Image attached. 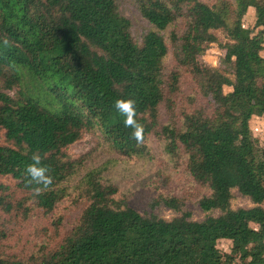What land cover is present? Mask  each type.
Listing matches in <instances>:
<instances>
[{
	"label": "trees",
	"instance_id": "1",
	"mask_svg": "<svg viewBox=\"0 0 264 264\" xmlns=\"http://www.w3.org/2000/svg\"><path fill=\"white\" fill-rule=\"evenodd\" d=\"M132 1L154 27L140 40L117 0H0L1 86L18 87L15 95L0 90V128L9 142L0 144V175H10L36 207L51 211L68 195L75 174L63 149L84 130L99 129L125 156L141 155L158 124L164 84L173 92L178 78L176 72L168 83L163 77L168 48L160 31L183 18L181 33L171 34L174 56L212 110L185 113L180 127L163 130L168 152L182 148L189 172L209 190L198 201L205 215L192 218L176 197L161 199L174 212L169 219L142 213L116 200V188L94 169L74 185V202L85 205L59 244L28 259L0 252V264H264V143L249 126L252 115L264 117V0ZM248 8L256 32L243 29ZM214 42L231 75L201 61ZM117 99L134 101L139 142L115 109ZM34 163L47 170L50 183L26 173ZM234 191L251 205L232 207ZM11 206L0 194V211ZM219 240L230 250L219 249Z\"/></svg>",
	"mask_w": 264,
	"mask_h": 264
},
{
	"label": "rangeland",
	"instance_id": "2",
	"mask_svg": "<svg viewBox=\"0 0 264 264\" xmlns=\"http://www.w3.org/2000/svg\"><path fill=\"white\" fill-rule=\"evenodd\" d=\"M202 1L212 4L216 0ZM117 3L119 12L130 21V32L134 39L140 40L144 33L154 29L152 24L140 15L132 0H117ZM253 22L254 11L248 8L242 17L243 29H251ZM183 27V18H177L165 30L160 31L168 48L163 59V77L168 83L170 73L176 72L178 78L173 92H168L167 84H164L165 100L158 107V124L155 130L147 135L141 155L125 156L103 140L99 129L84 130L78 140L63 149L66 158L74 163L75 174L67 182L68 195L57 202L51 211L36 207L10 175H0V194L10 200L12 205L9 211H0V232H4L0 240V252L3 255L28 259L32 255L41 256L55 248L73 226L85 205L82 199L74 202L75 196L78 195L74 185L86 172L94 169L104 183L116 188V200L126 202L142 213L152 212L169 219L174 212L161 204V199L176 197L191 211L192 218L200 219L205 215V212L200 210L198 201L209 190L189 172L182 148L168 152L163 130L164 126L180 127L185 113L198 109L207 112L212 110L211 102L202 94L193 74L185 66L178 65L175 59L176 44L172 41L171 34H180ZM252 29L256 32V29ZM213 32L219 41L227 40L222 30ZM261 53L264 55V50ZM200 59L209 66L231 73L230 64L224 60V50L216 42L206 46ZM1 80L0 90L15 95L18 87L14 85L6 89L1 86ZM229 89L230 87L223 86V92ZM249 126L259 144L263 145L264 117L252 115ZM8 143L4 130L0 128V144ZM231 205L250 206L251 202L234 191ZM217 245L221 250H230L225 240H219Z\"/></svg>",
	"mask_w": 264,
	"mask_h": 264
},
{
	"label": "clouds",
	"instance_id": "3",
	"mask_svg": "<svg viewBox=\"0 0 264 264\" xmlns=\"http://www.w3.org/2000/svg\"><path fill=\"white\" fill-rule=\"evenodd\" d=\"M114 107L124 117V121H123L124 125L126 127L131 126L133 128L131 134L132 138L137 140V142H139L141 139L142 128L133 119L135 112L134 101L130 99L129 100L117 99L114 102ZM32 159L33 161L38 162L39 158L37 156H33ZM25 171L32 178V180L38 184L43 183L47 185L48 183H50V177H47L45 175V172L47 170L43 167H37L35 163L28 165ZM39 191H40L39 188L34 189V192L36 193H39Z\"/></svg>",
	"mask_w": 264,
	"mask_h": 264
}]
</instances>
